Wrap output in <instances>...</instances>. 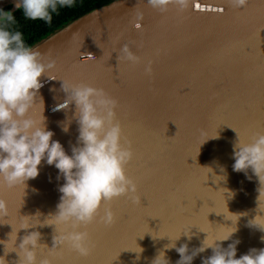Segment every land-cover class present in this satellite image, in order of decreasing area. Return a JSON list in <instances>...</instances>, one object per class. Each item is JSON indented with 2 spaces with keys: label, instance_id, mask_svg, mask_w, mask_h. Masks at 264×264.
Returning a JSON list of instances; mask_svg holds the SVG:
<instances>
[{
  "label": "water",
  "instance_id": "water-1",
  "mask_svg": "<svg viewBox=\"0 0 264 264\" xmlns=\"http://www.w3.org/2000/svg\"><path fill=\"white\" fill-rule=\"evenodd\" d=\"M3 8L18 9L15 0H0ZM125 45L138 63L124 57ZM33 49L55 65L42 78L44 87L28 116L37 121L44 116L52 139L71 155L79 126L74 104L53 111L66 99L61 83L103 89L118 102L116 120L131 141L134 157L126 171L140 201L115 198L100 209V215L111 209L114 224L106 226L97 216L79 227L95 245L85 257L68 243L52 248L54 236L73 231L71 226L19 230L22 222L47 223L56 213L65 181L57 179L54 165L42 161L39 175L26 187L8 188L0 178V199L7 204V216H0V256L9 252L7 264L20 259L15 247L32 231H39V243L46 245L37 249V261L51 264H151L180 235L177 247L188 243L191 252L203 240L235 229L231 240L217 243L226 248L240 240L236 258L264 248V232L248 226L255 217L254 223L264 224V194L259 195L251 170L249 180L232 167L238 136L250 143L255 133L264 132V0H247L242 7L232 0H185L183 6L170 3L165 11L148 0H116ZM238 213L245 214L239 218ZM165 251L171 264L180 259L175 249ZM211 255L207 249L192 264Z\"/></svg>",
  "mask_w": 264,
  "mask_h": 264
},
{
  "label": "clouds",
  "instance_id": "clouds-1",
  "mask_svg": "<svg viewBox=\"0 0 264 264\" xmlns=\"http://www.w3.org/2000/svg\"><path fill=\"white\" fill-rule=\"evenodd\" d=\"M232 2L236 7H242L247 0ZM75 3L76 0H15V7L22 9L26 19L51 23L52 13L58 11V6L71 8ZM148 3L165 11L170 3L183 6L185 0H148ZM15 23L16 18L11 11L0 9V178L8 188L19 185L26 187V181L39 175L42 161L49 166L54 165L59 170L57 179L63 178L65 181L59 187L62 195L56 213L49 214L48 218L52 219L47 223L45 220L36 224L22 222L19 230L37 225H54L55 228L57 225L71 226L73 231L54 236L52 248L68 243L79 255L86 257L95 245L90 241L88 232L79 231V227L92 224L97 216L106 226L114 224L115 214L111 209L105 208L104 215H100V209L102 204L115 198L128 196L133 203L140 201L137 185L126 171L134 157L131 141L123 137L121 124L116 120L118 102L103 89L83 83L62 81L61 90L66 94V99L53 109H69L75 105L79 135L71 148V155L59 141L52 139L54 132L47 130L44 116L40 121L28 116L40 89L44 87L42 78L54 67L55 61L45 63L38 51L26 45L23 34L12 27ZM122 52L127 60L139 62L140 58L127 45ZM146 72L150 73L151 68H146ZM48 80L56 79L52 77ZM63 131L67 132L68 127L65 126ZM233 158V170L243 172L249 180L255 176L259 183V195L264 194V132L255 133L250 143L241 141L238 136L233 145ZM249 170L252 176L248 175ZM221 171H224L223 167ZM242 214L245 213H238L239 218ZM0 216H7V204L3 199H0ZM255 219L250 220L248 226L264 232V224L258 226L254 223ZM19 230L13 240L14 247ZM236 231L211 242L205 239L201 246L193 248L191 252L188 243L177 247L175 242L180 235L174 242L170 239L172 242L166 244L164 250L158 251L151 264H171L165 251L170 249H175L180 256L175 264H192L207 249L212 250V255L202 258V264H264V248H252L236 258L240 240H232L226 248L217 243L231 240ZM183 235L188 236L189 241L192 238L191 235ZM40 240L39 231L21 237L18 248L14 250L20 257L16 264H51L47 259L37 261V249L46 246L40 244ZM261 240L264 241V236H261ZM0 243L4 244V241ZM8 253L5 252V256ZM5 256H0V264H7Z\"/></svg>",
  "mask_w": 264,
  "mask_h": 264
},
{
  "label": "trees",
  "instance_id": "trees-1",
  "mask_svg": "<svg viewBox=\"0 0 264 264\" xmlns=\"http://www.w3.org/2000/svg\"><path fill=\"white\" fill-rule=\"evenodd\" d=\"M113 1L116 0H76L75 5L71 8L58 6V11L52 13L51 23H45L43 20L26 19L22 9H17L13 12L16 23L12 27L19 30L23 34L26 45L33 48L65 25ZM3 10L7 11V8H3Z\"/></svg>",
  "mask_w": 264,
  "mask_h": 264
}]
</instances>
